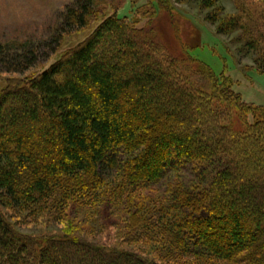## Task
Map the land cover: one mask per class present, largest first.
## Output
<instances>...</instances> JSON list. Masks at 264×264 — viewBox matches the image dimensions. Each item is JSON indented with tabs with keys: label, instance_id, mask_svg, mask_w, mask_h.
<instances>
[{
	"label": "trees",
	"instance_id": "trees-1",
	"mask_svg": "<svg viewBox=\"0 0 264 264\" xmlns=\"http://www.w3.org/2000/svg\"><path fill=\"white\" fill-rule=\"evenodd\" d=\"M218 1L198 5L264 70L263 8L241 4L221 20ZM94 13L75 0L50 44ZM160 40L113 13L39 74L3 86L36 54L0 43V264H264V115L233 125V111L255 110Z\"/></svg>",
	"mask_w": 264,
	"mask_h": 264
},
{
	"label": "rangeland",
	"instance_id": "rangeland-1",
	"mask_svg": "<svg viewBox=\"0 0 264 264\" xmlns=\"http://www.w3.org/2000/svg\"><path fill=\"white\" fill-rule=\"evenodd\" d=\"M156 0L152 1L153 4ZM263 0H219L221 20L238 14L243 4L258 11L264 10ZM75 0H0V43L11 50L23 53L21 49L33 50L36 54L33 67L23 73L5 72L1 86L8 78L34 76L55 62L63 53L88 38L104 18L116 13L126 17L137 29L154 28L160 36L169 55L176 59L196 60L207 65L215 74L228 82L231 92L237 95L244 106L255 111L231 114L232 124L238 120L247 123L262 119L264 115V70L259 68L257 55L248 50L238 32L218 34V23L209 21V10L200 9L199 0H169L165 9L159 11L149 0H92L96 10L88 24L79 30L63 34L59 49L50 40L60 35L62 15L67 6ZM97 10H103L97 16ZM155 10V12H154ZM264 16V11H262ZM23 47V48H22ZM56 48V49H55ZM54 50L56 51L55 54ZM191 80L204 91H210L209 84L197 75ZM259 110V111H258ZM234 114V115H233ZM15 222L14 219L11 220ZM20 231L34 233L37 230L25 227ZM132 247H128L130 250Z\"/></svg>",
	"mask_w": 264,
	"mask_h": 264
}]
</instances>
